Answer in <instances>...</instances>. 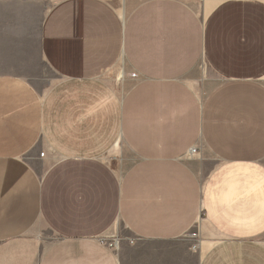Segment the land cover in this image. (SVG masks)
Returning <instances> with one entry per match:
<instances>
[{
    "label": "crops",
    "instance_id": "crops-1",
    "mask_svg": "<svg viewBox=\"0 0 264 264\" xmlns=\"http://www.w3.org/2000/svg\"><path fill=\"white\" fill-rule=\"evenodd\" d=\"M263 234L264 0H0V264H264Z\"/></svg>",
    "mask_w": 264,
    "mask_h": 264
},
{
    "label": "rangeland",
    "instance_id": "rangeland-1",
    "mask_svg": "<svg viewBox=\"0 0 264 264\" xmlns=\"http://www.w3.org/2000/svg\"><path fill=\"white\" fill-rule=\"evenodd\" d=\"M28 67H29V69H27L26 72L29 74H32L34 72V70H36V68H40V65L37 66V65L33 64L31 66H28ZM120 67L122 68L121 64H119L118 66H115L114 68H111L110 70H108L106 72V75L109 76L113 80L114 84L117 86V88H119V91L122 93L124 91V87L122 85L123 79H122V77L120 78V76H119ZM21 72L23 73V70H21ZM130 76H131V73H130ZM198 224L199 223H195L194 226L186 233V235L184 237L185 238L189 237L192 232H197V234L199 235V225ZM260 240L262 242H264V234L261 235Z\"/></svg>",
    "mask_w": 264,
    "mask_h": 264
},
{
    "label": "built area",
    "instance_id": "built-area-1",
    "mask_svg": "<svg viewBox=\"0 0 264 264\" xmlns=\"http://www.w3.org/2000/svg\"><path fill=\"white\" fill-rule=\"evenodd\" d=\"M131 76L134 77L135 73H131ZM196 151V147L190 148V153H195ZM44 154L45 152L42 151L39 153V156L43 157ZM189 237L192 239V244L190 245V248L192 250H196L199 247V237L197 232H192ZM97 240L108 248L117 249L119 247L121 238L119 236H99Z\"/></svg>",
    "mask_w": 264,
    "mask_h": 264
},
{
    "label": "bare ground",
    "instance_id": "bare-ground-1",
    "mask_svg": "<svg viewBox=\"0 0 264 264\" xmlns=\"http://www.w3.org/2000/svg\"><path fill=\"white\" fill-rule=\"evenodd\" d=\"M119 76H120V78L123 77V73H122V71L120 72Z\"/></svg>",
    "mask_w": 264,
    "mask_h": 264
}]
</instances>
